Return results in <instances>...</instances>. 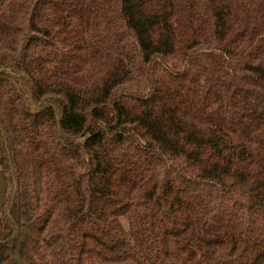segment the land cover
<instances>
[{
  "label": "trees",
  "instance_id": "16d2710c",
  "mask_svg": "<svg viewBox=\"0 0 264 264\" xmlns=\"http://www.w3.org/2000/svg\"><path fill=\"white\" fill-rule=\"evenodd\" d=\"M0 264H264V0H2Z\"/></svg>",
  "mask_w": 264,
  "mask_h": 264
},
{
  "label": "rangeland",
  "instance_id": "374dc122",
  "mask_svg": "<svg viewBox=\"0 0 264 264\" xmlns=\"http://www.w3.org/2000/svg\"><path fill=\"white\" fill-rule=\"evenodd\" d=\"M7 192V182L5 180L4 174L0 171V208L4 202Z\"/></svg>",
  "mask_w": 264,
  "mask_h": 264
},
{
  "label": "crops",
  "instance_id": "0c3cea01",
  "mask_svg": "<svg viewBox=\"0 0 264 264\" xmlns=\"http://www.w3.org/2000/svg\"><path fill=\"white\" fill-rule=\"evenodd\" d=\"M2 0H0V3H1Z\"/></svg>",
  "mask_w": 264,
  "mask_h": 264
}]
</instances>
